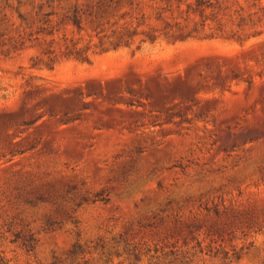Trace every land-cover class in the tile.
I'll list each match as a JSON object with an SVG mask.
<instances>
[{
	"label": "rangeland",
	"instance_id": "rangeland-1",
	"mask_svg": "<svg viewBox=\"0 0 264 264\" xmlns=\"http://www.w3.org/2000/svg\"><path fill=\"white\" fill-rule=\"evenodd\" d=\"M0 264H264V0H0Z\"/></svg>",
	"mask_w": 264,
	"mask_h": 264
}]
</instances>
